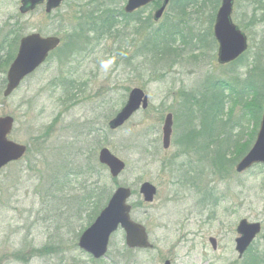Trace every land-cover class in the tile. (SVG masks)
I'll return each instance as SVG.
<instances>
[{
	"label": "rangeland",
	"instance_id": "374dc122",
	"mask_svg": "<svg viewBox=\"0 0 264 264\" xmlns=\"http://www.w3.org/2000/svg\"><path fill=\"white\" fill-rule=\"evenodd\" d=\"M19 1L0 0V117L14 119L9 140L26 146L28 151L0 172V264H93L79 250L78 238L89 224L95 208L91 203L96 196L106 195L101 205L104 208L117 187L132 191L128 201L131 218L146 227L153 245L151 251L132 255V262L243 264L247 258L250 262V255L260 261L264 256V166L255 165L238 174L236 161L227 174L212 175L208 163L196 161L193 168L197 174L202 173L198 188H181L175 180L176 170L188 168L195 158H179L174 132L170 147L162 148L164 120L179 107L181 90L202 89L200 85L211 80L223 85L227 99L233 79L246 80L250 64L233 70L230 65L217 64L216 42L211 44L205 36L215 11L213 5L206 3L186 23L202 42L192 48L176 41L173 48L182 51L180 60L169 63L162 72L154 71L160 69V64L153 70L150 62L137 57L135 51L142 46L143 37L159 30L170 11L159 22L138 32L132 23L124 27L117 16L119 23L113 37L95 45V41H90L82 51L68 57L65 56L69 51L57 50L6 97L2 94L6 71L19 37L29 33L56 35L62 40L61 45L70 46V35L87 6L93 8L105 1L117 13L126 2L67 0L50 15L44 13V7L21 15ZM257 8L251 0H234L231 19L246 35L249 52L251 48L256 51L264 26L256 22L262 13ZM154 10L151 7L140 15L145 18ZM204 44L211 47L204 48ZM261 62L264 64V52ZM134 88L144 92L149 107L124 126L109 130V121L116 117ZM250 99L248 96L247 101ZM228 107H232L234 116L242 111L240 105L226 103L225 109ZM235 118L245 131L239 140L240 150L248 143L251 150L255 140L252 135L256 137L258 128L241 116ZM238 133L236 126L234 135ZM102 148L125 164L116 179H111L98 163ZM207 154L204 151L201 155ZM143 183L157 190L151 204L144 203L139 195ZM85 195L93 196L88 205H82ZM100 201L96 200L97 206ZM241 220L258 223L261 232L238 259L234 241ZM210 237L217 241L215 251L208 243ZM122 245L124 233L119 229L110 240L108 257L98 264L113 261Z\"/></svg>",
	"mask_w": 264,
	"mask_h": 264
},
{
	"label": "trees",
	"instance_id": "16d2710c",
	"mask_svg": "<svg viewBox=\"0 0 264 264\" xmlns=\"http://www.w3.org/2000/svg\"><path fill=\"white\" fill-rule=\"evenodd\" d=\"M246 1L249 3V0ZM251 2L252 4H257V9H262L261 16L256 22L264 24V0H251ZM159 3L155 2V6H158ZM206 3L213 5L212 11H216L220 0H171L168 7V11L170 12L165 17L164 23L160 24L159 30H155L147 34V37H143L142 46L135 51V55L139 58L145 57L152 65V69H157L156 66L160 64V69H153L156 72L164 71L165 66H168L169 63L175 64L179 62L180 52L182 51H177V49L173 48L176 41L177 44L179 43L183 47L191 45L192 48H195L197 43L202 42L194 33H191L192 28L186 25V23L188 24V21L193 16L198 15V12L204 8ZM111 5L105 3V1L93 8H89L86 5L87 9L83 11L82 19L77 22L73 33L70 35V39L73 40L72 44L66 47L61 45L58 49L60 50L59 52L69 51L65 56L68 57L76 51H82L90 41H95V45L106 37H113L117 33L116 29L119 23L115 19L117 16L122 20L124 27H128L132 23L131 26L136 28V32L146 30L147 28L145 27L152 25L151 13L145 18H142L140 15L145 12L144 10L132 15H126L122 10L115 13ZM215 11L211 13L209 32L207 30L205 34V36L210 38L211 44H215L210 30L214 21ZM77 14L79 15V13ZM260 33L256 51L251 48L250 52L247 51L239 59L230 64L232 66L231 70L244 65L250 64V66L246 80L241 83L243 84L242 87L240 88L237 84H231L230 95L227 99H225V92L218 85V82L214 83L211 80L202 83L200 85L202 89L197 88L190 92L181 90L178 93L182 101L172 115L173 132L176 136L174 143L177 145L179 158L187 160L191 159V156L195 158V161L190 160L188 168L176 170L175 180L179 183V187L190 188L191 186V189L198 188L197 184L200 182L199 179L202 173L197 174L195 172L193 164L196 161L208 163V169L212 175L225 174L250 149L248 143V145H244L240 150L239 140L245 134V131L244 127L235 117L241 116L247 122L250 120L258 128L264 106V64L261 62V54L264 52V26ZM202 47L210 48L211 46L204 44ZM68 82L71 83V81ZM1 88L2 85L0 86V90ZM248 96H251L250 101H247ZM226 103H230L232 106L240 105L242 111L239 115L234 116L232 107H228L227 110L225 109ZM236 126L239 127V133L234 135ZM187 127H190L191 130ZM252 136L254 140L255 134ZM204 151L208 152L206 157L201 155ZM229 156H232L234 159H229ZM194 173H196L195 178L192 177ZM92 198L93 196L89 198L87 195L82 205H88L89 199ZM105 198L106 195L104 197L101 195L99 197L96 196L95 201L91 203V205H95V208L91 213L92 215H89V224L87 226L94 221L101 209H103L101 205L105 201ZM96 200H101L98 206L95 203ZM132 255V251L127 250L126 247H121L118 249L117 259L113 260L110 264H137L131 261ZM263 259L264 256L258 261L257 257L253 255L250 261L253 264H257L258 262L264 264ZM91 262L98 264L103 261L92 260Z\"/></svg>",
	"mask_w": 264,
	"mask_h": 264
},
{
	"label": "water",
	"instance_id": "95a60500",
	"mask_svg": "<svg viewBox=\"0 0 264 264\" xmlns=\"http://www.w3.org/2000/svg\"><path fill=\"white\" fill-rule=\"evenodd\" d=\"M64 0H21L22 12L33 10L36 5L46 2V13L57 9ZM153 0H128L124 11H133L146 6ZM169 0H163L161 8L155 13L154 20L157 21ZM234 0H221V5L216 14L214 24V36L218 42V62L228 64L236 60L247 49V39L239 29L232 24L231 14ZM59 44L56 38L42 39L39 35H31L21 40L17 56L7 72V84L4 96H9L19 83L35 69H37L47 58L49 52ZM148 106L147 97L140 89H133L126 104L116 117L109 123L111 129L122 126L138 110H145ZM13 119L10 117L0 118V169L11 161L21 159L25 153V147L8 140L11 132ZM171 115L165 118L163 133V147L169 146L171 134ZM99 162L105 165L113 178L117 177L124 169V164L114 157L107 149L99 153ZM264 164V112L261 118L259 132L255 143L248 154L237 164L236 171L243 172L254 164ZM144 202H152L156 189L149 183H143L139 189ZM130 197L128 188H118L107 206L100 212L96 220L80 236L78 247L90 254L94 259H100L106 254L110 236L120 226L125 233V245L129 249L151 248L148 243L144 228L130 219L131 207L126 201ZM258 224H247L242 221L237 233L241 236L236 240V250L242 255L249 246L252 239L259 232ZM213 247L215 242L211 240ZM165 264H169L166 262Z\"/></svg>",
	"mask_w": 264,
	"mask_h": 264
},
{
	"label": "bare ground",
	"instance_id": "6f19581e",
	"mask_svg": "<svg viewBox=\"0 0 264 264\" xmlns=\"http://www.w3.org/2000/svg\"><path fill=\"white\" fill-rule=\"evenodd\" d=\"M244 81V80H243ZM242 80H239L237 78L233 79V83L232 84H237L238 86L241 85V83L243 82ZM218 85L223 89V85L219 84ZM224 90V89H223Z\"/></svg>",
	"mask_w": 264,
	"mask_h": 264
},
{
	"label": "flooded vegetation",
	"instance_id": "af4514ba",
	"mask_svg": "<svg viewBox=\"0 0 264 264\" xmlns=\"http://www.w3.org/2000/svg\"><path fill=\"white\" fill-rule=\"evenodd\" d=\"M20 3V2H19ZM45 6V2L41 3V4H38V6L34 9V11L39 8V7H44ZM41 34V33H40Z\"/></svg>",
	"mask_w": 264,
	"mask_h": 264
}]
</instances>
